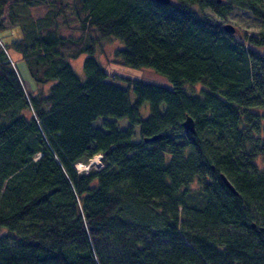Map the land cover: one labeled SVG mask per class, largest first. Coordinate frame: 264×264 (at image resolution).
I'll return each mask as SVG.
<instances>
[{"label": "trees", "instance_id": "16d2710c", "mask_svg": "<svg viewBox=\"0 0 264 264\" xmlns=\"http://www.w3.org/2000/svg\"><path fill=\"white\" fill-rule=\"evenodd\" d=\"M34 1L50 9L34 18ZM66 8L81 39L58 33ZM236 10L264 23V0H0V30L22 33L0 39V264H264V31L226 33ZM100 38L170 86L116 85ZM12 51L46 94L25 89ZM95 155L100 169L75 168Z\"/></svg>", "mask_w": 264, "mask_h": 264}, {"label": "rangeland", "instance_id": "374dc122", "mask_svg": "<svg viewBox=\"0 0 264 264\" xmlns=\"http://www.w3.org/2000/svg\"><path fill=\"white\" fill-rule=\"evenodd\" d=\"M67 3L70 0H65ZM50 9L49 6L44 5L43 3H36L33 2L30 12L34 18H38L43 16L48 10ZM223 24L230 23L237 29V36H242L244 33L250 35H259L262 31H264V23L252 17L249 13L244 12L242 10H236L228 19H219ZM57 26H58V33L64 37H72L75 39H81L83 34L79 30V23L74 16V13L71 8H66L64 13L59 15L56 19ZM0 30V39L5 43L9 44L16 39H20L22 37V33L20 28L18 27H10ZM1 43V42H0ZM121 49V42L117 41L113 38H100L96 45H95V56L99 59V61L105 67V70L110 76V80L114 82L116 85L127 88V79H137L142 80L149 83H154L157 85L162 86H170L168 80L157 74L151 69L141 68V69H133L126 66H123L116 62L115 51ZM12 55L10 58L12 62L16 64L21 77L24 81L25 89L29 93L37 94H46L48 92L50 84H36L33 79L31 78L28 67L26 62L22 59L19 53L12 51ZM86 55L81 54L79 57L73 59L71 64L75 73L80 76V78H84L83 73V61ZM115 76V78H113ZM200 85H195L193 88L195 91L200 89ZM131 100L135 101V95L131 90ZM141 117L147 119L149 116V108L148 104H144L141 111ZM114 121V119H109ZM103 119L99 118L93 122L95 127L101 126ZM116 125L120 130H126L130 128L132 125L131 123L126 120H119L115 121ZM134 137V142H139L141 140L140 137V127L139 126H132ZM102 156L95 155L93 158L90 159L89 164H77L75 167L79 170V172H87L89 168L100 169L102 167ZM90 170V169H89Z\"/></svg>", "mask_w": 264, "mask_h": 264}, {"label": "water", "instance_id": "95a60500", "mask_svg": "<svg viewBox=\"0 0 264 264\" xmlns=\"http://www.w3.org/2000/svg\"><path fill=\"white\" fill-rule=\"evenodd\" d=\"M156 3L160 4V5H168L171 3V0H154ZM222 29L226 32V33H229V34H235L237 29L230 23H226V24H223V27ZM182 126L183 128L190 132L191 134H195L196 132V128H195V121L194 119L187 115L184 122L182 123ZM159 138V135L157 136H153L151 138H146L145 141L146 142H149V141H154L156 139ZM220 177H221V180L222 182L224 183V185L235 195H238V192L236 191V189L234 188V186L230 183V181L227 179V177L221 173L220 174ZM256 225L255 224H252V227L254 228ZM262 229V228H260Z\"/></svg>", "mask_w": 264, "mask_h": 264}]
</instances>
